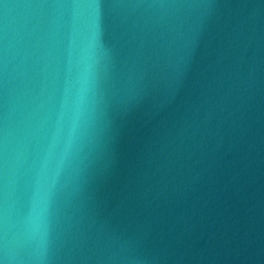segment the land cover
Returning <instances> with one entry per match:
<instances>
[{
    "label": "water",
    "instance_id": "water-1",
    "mask_svg": "<svg viewBox=\"0 0 264 264\" xmlns=\"http://www.w3.org/2000/svg\"><path fill=\"white\" fill-rule=\"evenodd\" d=\"M73 4L98 5L91 47ZM73 29V143L47 236L20 239L34 94L49 50L62 93ZM0 237L6 264H264V0H0Z\"/></svg>",
    "mask_w": 264,
    "mask_h": 264
},
{
    "label": "clouds",
    "instance_id": "clouds-1",
    "mask_svg": "<svg viewBox=\"0 0 264 264\" xmlns=\"http://www.w3.org/2000/svg\"><path fill=\"white\" fill-rule=\"evenodd\" d=\"M71 7L74 14H78V10L83 8L91 10L90 30L86 40L87 46L91 47L98 39V5L73 4ZM67 51L70 71L62 93L57 95L54 87L57 57L49 50L46 52L48 59L34 94L29 128L30 140L34 147L26 173L27 212L18 221L20 239L28 238L37 232L41 238L47 236L57 194L59 168L73 143L75 124L70 105L79 100L81 84L85 78L81 68L82 57L77 55L74 29L69 36ZM87 79L89 83L93 80L90 69ZM5 163L7 164V160ZM4 229L6 235L7 221ZM0 264L6 262L0 260Z\"/></svg>",
    "mask_w": 264,
    "mask_h": 264
}]
</instances>
